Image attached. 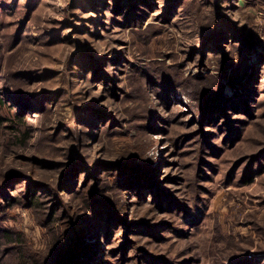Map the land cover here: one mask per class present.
I'll use <instances>...</instances> for the list:
<instances>
[{
	"label": "rangeland",
	"instance_id": "374dc122",
	"mask_svg": "<svg viewBox=\"0 0 264 264\" xmlns=\"http://www.w3.org/2000/svg\"><path fill=\"white\" fill-rule=\"evenodd\" d=\"M30 1L0 0L5 8L0 11L2 71L11 68L15 76H25L21 80L27 93L47 94L50 109L28 117L32 138L20 149L3 147L0 130V173L34 169L33 159L44 153L42 134L74 132L78 125L64 127L70 123L73 105L90 106L99 115L96 124L82 129L94 136L79 143L80 152L109 169L102 177L109 182L104 192L113 194L117 189L110 182L118 175L113 169L125 172L118 164L128 159L149 165L155 173L146 188L129 185L116 198L123 216L157 226L151 233L133 236L132 223H118L128 232L120 233L114 226L108 229L112 232L108 239L102 237L103 223L98 222L102 255L112 240L128 233L131 244L121 245L125 251L115 250L124 254L116 264H232L241 255L263 258L259 248L264 247V0H220L214 5L207 0H148L153 10L127 22L122 16L115 20L111 9L107 11L115 5L112 0H34L36 5L28 9ZM175 2L181 6L164 20L166 5ZM217 14L229 19L233 32L243 39L235 43L234 34L221 41L232 69L241 74L247 70L242 84L224 83L227 109L217 116L198 109L178 83L164 90L148 79L141 92L134 81L144 76L141 72L169 80L179 73L210 78L201 86L218 80L225 56L195 50L208 36L207 25ZM148 26L151 36L144 32ZM20 30L18 44L7 51L12 43L5 34ZM157 60L164 61L167 71H160L164 67ZM92 68L95 80L90 78ZM8 115L5 110L4 116ZM71 142L57 144L56 160L65 161L62 154L77 144ZM40 172L48 183L60 176L56 170ZM247 172L256 174L244 182ZM84 178L81 175L79 182ZM9 184L2 194H14L26 182L14 179ZM36 195L44 201L47 220L57 199L44 191ZM44 216L41 209L26 205L0 212V231L14 240L1 246L3 264L14 263L15 249L38 256L49 251L51 233L59 228L44 224ZM79 229L85 234L80 241L87 251L80 264L93 262L100 255L95 249L96 227L92 231L82 224ZM117 242L110 248L116 249ZM132 247H139L137 255L145 260H133Z\"/></svg>",
	"mask_w": 264,
	"mask_h": 264
},
{
	"label": "trees",
	"instance_id": "16d2710c",
	"mask_svg": "<svg viewBox=\"0 0 264 264\" xmlns=\"http://www.w3.org/2000/svg\"><path fill=\"white\" fill-rule=\"evenodd\" d=\"M33 1L34 0H31L29 2L28 9L33 7V5H36ZM112 1H114L115 5L108 6L107 11L111 9L115 20L116 17L122 16V18L125 20L124 22L130 21L133 18L136 20L142 19V17L146 16L148 12L153 10L154 7V4L149 3L148 0ZM207 1L210 5H214L220 0ZM178 4L179 2H175L173 4L166 5L165 12L163 14L164 20H167V17L172 13H176L177 9L181 6H177ZM4 9V6H0V11ZM115 20L113 22L117 23ZM149 30L150 27L148 26L144 29V32H146L148 36H151L152 32ZM20 32L21 30L18 33L16 31L13 34H5L4 37L8 40V43L10 39L12 43L10 46L8 44L6 48L7 51H12L16 47L18 44L17 39L20 37ZM207 34L208 36L203 37L205 38L204 42H201L199 47H196L195 50H200L201 52L207 50L209 51L207 53H212L214 55L221 53L223 56H225L224 62L226 61V64L222 66L221 70L223 74L218 76V80H212L213 85L211 83L206 84L207 86H201L202 82H206L208 79H210L207 76L198 75L188 77L179 73L178 78L169 80V78H167L168 76L161 78V74H159V76H152L150 73L141 72L144 76H136L137 78L134 79V81L138 83L139 90L142 92V88L145 87L148 79L155 83V85L158 84L161 89L164 90H170L172 86L178 83V86L182 88L186 96H191L192 100L196 102L198 109L208 110L210 113H212V115L218 113L215 114V116L223 113V111L227 109L225 105V103H227V98L225 97L223 89L224 83L228 82L229 85L232 84L234 86H237V84H242L243 80H245L244 78L247 76V70H244V72L241 74L240 70L232 69L233 64L229 62L228 53L222 48V44L225 41L223 43L221 41L223 39L227 40V35L234 34L236 35L235 43L243 42V39L238 36L239 34L237 32H233L232 22L226 17L220 16L219 14H217V16H213L209 21V24L207 25ZM226 42L228 43V41ZM3 58V47L0 46V130H2L3 142H5V145L3 143V147L7 149H20L26 146V144L32 138V126L28 123V117L33 115L37 116L49 111L50 108H48V103L51 101V97L46 96L47 94L44 95L34 92L32 94H28L27 90L25 89L26 86L24 81L21 80L24 79L25 76H15L13 73L15 70H12L11 68H8L7 72L3 73ZM160 58H164V55H161ZM157 61H159V64L163 65L164 67V69H160V71H167L166 66L163 63L164 61ZM87 64L90 65L89 63ZM93 71L94 70L92 68V71L90 70L89 74H91L90 78L95 80ZM107 73H109V70ZM42 97L45 98L42 99ZM50 105L52 106V104ZM5 110L9 113V117L4 116ZM98 115L99 114L96 113V110L90 106H81L80 104L73 105V114L70 118V123L66 124L64 127L68 129V127L72 124L78 125L74 132H68L65 135L62 134V130L49 135L42 134L40 138V144L44 153L33 159V161L36 163L34 169L29 171L13 170L7 174H4L3 172L0 173V212H2L7 207L26 205L27 207L33 209H41L44 216V201L38 199L36 192L40 193L41 191H44L50 195L51 198L57 199V204L52 207V209L50 208L47 220L45 219L46 215L43 218L44 224L47 225L48 222H50L59 228L57 232L52 231L51 233L52 241L50 242L49 251L46 254H41L42 256H38L29 254V252H26L21 248H19V250L15 249L16 257L13 264H80L82 255L87 253L85 246H83L84 242L80 241V238L85 236L82 230L79 229L82 224H87L89 228L92 229V231L96 227L93 232L94 236L98 238L95 249L97 251L99 250L100 252L99 257H97L96 260L93 262H87L86 264H116L119 257H124L123 251H125L126 247L131 244V242H129L128 233L126 236H122L121 234L120 238H115L112 240L111 244L107 246L109 251L102 255L101 252H103V247L101 248V242L99 238L100 233L98 232L100 227L96 226L98 222L103 223L104 232L102 237L105 236L108 239L111 236V231L113 230L114 226L120 228L118 229L120 230V233L124 232L125 234V232H128L125 227L121 228V225L118 223H132L130 228L135 230L133 232V236L151 233L150 229L157 226H147L148 222L144 221L143 219L135 221V218L132 220L129 216H123L122 208L118 202L119 198H116L118 192L121 193V190L125 189V187H129V185H145L144 187L146 188L147 184L151 182V177H154L155 175L154 171H152V168L149 165L139 163L135 160V158H132L131 160L128 159L118 164L124 169L125 172L122 170H117L115 167L116 164L107 166L108 168L115 167L113 171L117 172L118 175L114 180L110 181L113 183L114 187H117V189L111 191L113 194H106L104 189H107L109 182L104 180L102 177L108 174L109 169L107 172L104 169L105 166H103V163H95L94 161H90L84 156V154H82V152H80L82 145L79 143H87L90 141V138L94 136L92 133H89L86 130L82 131V129H89V127L96 124L95 119ZM101 120L103 121V118H101ZM79 126L83 128L80 130L78 129ZM98 130L99 128H95V131ZM61 140H68L70 142L72 141L73 143L75 141L77 143L71 144L70 147L67 148L66 154H62L65 157V161H58L54 158L56 155H58L57 151L59 148L57 144ZM52 170L60 172V176L55 181L50 182L52 183L50 184L48 183L49 181L47 178L43 176L40 171L45 173L46 171ZM255 174L256 173L253 172H247L244 182L249 181ZM81 175H85V178L80 183L79 177ZM121 177L122 180H120ZM14 179H16L18 182H26L25 187L21 190H18L14 194H9L8 192L2 194L1 191L3 189H8L10 187L8 186L10 185L9 182ZM4 184L7 186L1 188V186ZM67 196L68 198L66 199ZM150 196L151 198H154L152 195ZM152 204H155L154 201ZM149 208V210H152V207ZM103 209L106 210V213L103 211ZM125 213L127 214V212ZM119 214L122 215V218L119 216ZM61 218L63 219L61 220L63 223L60 222ZM108 229L111 231L109 232ZM138 231L140 234H138ZM107 232L108 234L105 235ZM0 233L3 235L0 237L1 259L3 252V248H1V246L5 243H11L14 240L10 233H6L5 231H0ZM159 233L160 231L158 234ZM3 239L5 240L4 243H2ZM68 239H71V243L68 242ZM115 241H118L115 246L116 249L110 248L114 247ZM125 243L126 247H121V245ZM146 243H149V240H147ZM121 248H123V251L118 254V252L115 250ZM131 250H134L132 255L134 256L133 260L136 258L145 260L144 256L137 255L139 247H132ZM259 251L260 254H263L264 247H260ZM145 255H147L152 260L155 259L147 252ZM254 260L255 263L258 260L264 262V257L260 258L256 256L254 258H247L241 255L239 257H235V262L232 264H251ZM3 261L0 260V264H3ZM4 264L8 263L5 262Z\"/></svg>",
	"mask_w": 264,
	"mask_h": 264
}]
</instances>
